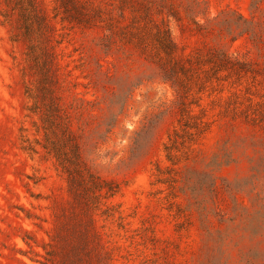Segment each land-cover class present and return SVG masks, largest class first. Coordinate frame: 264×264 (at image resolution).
Masks as SVG:
<instances>
[{"label": "rangeland", "instance_id": "374dc122", "mask_svg": "<svg viewBox=\"0 0 264 264\" xmlns=\"http://www.w3.org/2000/svg\"><path fill=\"white\" fill-rule=\"evenodd\" d=\"M0 264H264V0H0Z\"/></svg>", "mask_w": 264, "mask_h": 264}, {"label": "trees", "instance_id": "16d2710c", "mask_svg": "<svg viewBox=\"0 0 264 264\" xmlns=\"http://www.w3.org/2000/svg\"><path fill=\"white\" fill-rule=\"evenodd\" d=\"M158 38L159 39L161 38L160 35L158 36ZM159 45H160L161 51L164 54H166L168 57H170L171 56L170 54L172 53V51H174L173 44L170 40V37L168 36V42L159 41ZM210 62L218 65L219 68L221 67L224 69H229L230 63L228 62V57L225 54H217V55L211 56ZM173 142L175 143L174 140ZM172 147L173 145L169 147L167 146V150L169 151V154L172 153ZM59 159H61V156H59Z\"/></svg>", "mask_w": 264, "mask_h": 264}]
</instances>
